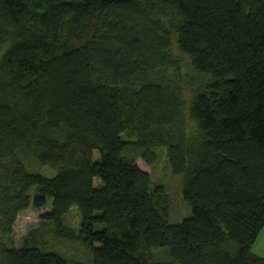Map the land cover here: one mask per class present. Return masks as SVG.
<instances>
[{
  "label": "trees",
  "instance_id": "16d2710c",
  "mask_svg": "<svg viewBox=\"0 0 264 264\" xmlns=\"http://www.w3.org/2000/svg\"><path fill=\"white\" fill-rule=\"evenodd\" d=\"M263 229L264 0H0V264H264Z\"/></svg>",
  "mask_w": 264,
  "mask_h": 264
},
{
  "label": "rangeland",
  "instance_id": "374dc122",
  "mask_svg": "<svg viewBox=\"0 0 264 264\" xmlns=\"http://www.w3.org/2000/svg\"><path fill=\"white\" fill-rule=\"evenodd\" d=\"M192 89L185 88V95L187 98L191 97ZM156 153L159 156L157 164L153 168L152 181L154 185H163L166 192L170 197V224L175 225L181 223V221L191 214V208L184 202L182 195V176L173 174L167 159V149L161 148L157 149ZM33 161V160H31ZM32 169L39 171L40 173L52 177L55 171L48 166H40L37 163H32ZM28 168V167H27ZM31 171L30 169H28ZM98 185L100 180L98 178L94 181ZM51 210V203L42 209H35L33 207L22 212L16 221L14 226L13 240L16 247H23L26 241V237L31 230L39 227L40 218L43 214ZM66 223L78 230L81 224V216L79 210L73 207L69 214L66 216ZM101 226L98 225L99 229ZM50 241V240H49ZM55 249L67 256L68 258L74 260L87 261L88 251L76 244L55 242ZM254 245L253 250L259 252L264 256V229L261 231L257 241Z\"/></svg>",
  "mask_w": 264,
  "mask_h": 264
},
{
  "label": "crops",
  "instance_id": "0c3cea01",
  "mask_svg": "<svg viewBox=\"0 0 264 264\" xmlns=\"http://www.w3.org/2000/svg\"><path fill=\"white\" fill-rule=\"evenodd\" d=\"M257 244V243H256ZM254 253L260 257H264V256H261L262 254H260L259 252H255V249H254ZM264 255V254H263Z\"/></svg>",
  "mask_w": 264,
  "mask_h": 264
}]
</instances>
